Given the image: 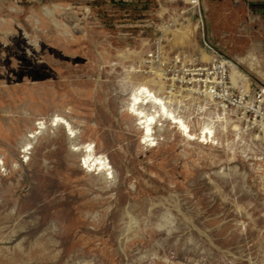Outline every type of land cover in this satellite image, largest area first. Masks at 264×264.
I'll list each match as a JSON object with an SVG mask.
<instances>
[{"label": "rangeland", "instance_id": "1", "mask_svg": "<svg viewBox=\"0 0 264 264\" xmlns=\"http://www.w3.org/2000/svg\"><path fill=\"white\" fill-rule=\"evenodd\" d=\"M205 3L201 22L184 0H0V264H264V189L249 153L188 147L168 126L140 146L123 108L131 62L120 56L161 37L168 54L199 61L207 37L235 63L252 52L262 75L239 71L264 86L260 2ZM55 4L76 11L61 27L42 16ZM85 10L86 37L74 29ZM189 24L199 29L180 43L173 33ZM57 114L109 158L114 179L82 166Z\"/></svg>", "mask_w": 264, "mask_h": 264}, {"label": "bare ground", "instance_id": "2", "mask_svg": "<svg viewBox=\"0 0 264 264\" xmlns=\"http://www.w3.org/2000/svg\"><path fill=\"white\" fill-rule=\"evenodd\" d=\"M192 1L200 3L201 13L203 9L208 10L205 0H184L188 4ZM43 11L42 16L49 19L57 27H61L59 21L61 16L72 15L76 12L75 8L70 4H55L53 8L44 7ZM186 12L188 13L189 9L185 10L183 14ZM87 13L88 11L85 10L83 18L81 16L77 17L78 23L74 26V29L83 30L85 37L87 36L85 29ZM40 22V19L35 21L37 24H41ZM64 27L62 34L64 36L68 35L70 39H75L74 32L70 31L66 24H64ZM198 29V27L189 24L183 29L176 30L173 34L178 37L180 43H186V39L191 36L195 37ZM209 43L212 44V42ZM143 47H149V44L145 43ZM143 52L145 54L143 50L140 52L129 50L120 56V58L131 62L128 67H124L123 85L126 90V100L123 108L129 116L132 126L134 128L139 127L137 131L139 134V145L154 147L157 142L156 129L160 128L159 131H162L168 126L169 129L173 130L174 136L178 134L182 144L188 147L197 144L210 149L223 148L225 154H228L229 160L234 159L236 147L238 146L244 154L248 152L249 158L256 162L257 167L255 169H257V172L259 171L258 177L264 189V126L258 125V128L251 131L245 130L240 124L242 119L237 120L228 115L225 110H220L217 103L214 102V95H211L205 101L196 100L190 93L175 92L169 88L162 74L156 73V76L153 77L145 75V73L140 71L143 63H145L143 61ZM200 52V61L203 63L212 61V54H209L204 49L200 50ZM135 55L138 58L137 62L131 60V57ZM226 60L230 67L229 77L232 85L239 89L243 88L245 94L249 93L251 90L249 79L240 73L238 67L243 65V63H247L250 72L256 71L257 74L262 75L259 59L250 52L244 58H236L237 64L227 58ZM108 63L111 64V61H108ZM39 125L41 130L39 134H41L45 129V125L44 123H39ZM52 126L65 127L69 139L72 140V148L83 153L82 166L87 171H95L104 175L107 179H114L113 168L110 165L109 158L106 155L97 153L94 142H76L80 132L77 127H74L58 114L53 116ZM37 136H39L38 133L33 132L30 139L35 140ZM32 149L33 142L29 141L24 144L22 153L25 154V157L29 156ZM257 150L258 154L256 153Z\"/></svg>", "mask_w": 264, "mask_h": 264}, {"label": "built area", "instance_id": "3", "mask_svg": "<svg viewBox=\"0 0 264 264\" xmlns=\"http://www.w3.org/2000/svg\"><path fill=\"white\" fill-rule=\"evenodd\" d=\"M189 10L198 9L203 21L200 3L192 1ZM204 39L205 50L212 53V61L203 63L187 53L168 54L163 37L156 39L145 54L140 71L145 75L162 74L169 88L175 92L190 93L195 99L205 101L214 95L220 110L241 120V126L251 131L264 126V86L253 88L245 94L244 89L232 85L230 67L225 54ZM154 69V70H153ZM216 105V106H217Z\"/></svg>", "mask_w": 264, "mask_h": 264}, {"label": "crops", "instance_id": "4", "mask_svg": "<svg viewBox=\"0 0 264 264\" xmlns=\"http://www.w3.org/2000/svg\"><path fill=\"white\" fill-rule=\"evenodd\" d=\"M260 2V5L262 6V8L264 9V0H258Z\"/></svg>", "mask_w": 264, "mask_h": 264}]
</instances>
